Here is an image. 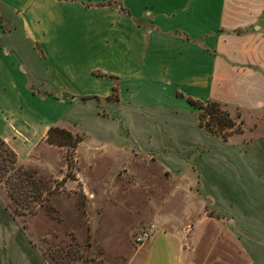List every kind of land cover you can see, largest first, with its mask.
Segmentation results:
<instances>
[{"label":"crops","instance_id":"crops-1","mask_svg":"<svg viewBox=\"0 0 264 264\" xmlns=\"http://www.w3.org/2000/svg\"><path fill=\"white\" fill-rule=\"evenodd\" d=\"M50 41L59 54L74 58L73 70L88 68L74 74V89L64 84L72 91L61 95L74 98L61 102L76 108L67 122L84 125L85 113L98 119L95 103L77 97L110 100L116 85L112 101L121 110L111 103L109 129H83L185 177L249 262L264 264V132L242 136L249 127L264 128V0H0V136L22 163L52 126L48 111L34 106L32 91L50 80L35 73L47 64ZM100 50L116 54L123 65L104 63ZM81 55L97 60L84 65ZM79 76L91 86L78 87ZM187 97L234 106L249 120L242 113V131L223 140L205 131ZM5 202L0 194V264H48ZM156 245L163 249L156 264H194L172 232L148 243L143 264H153Z\"/></svg>","mask_w":264,"mask_h":264},{"label":"rangeland","instance_id":"rangeland-1","mask_svg":"<svg viewBox=\"0 0 264 264\" xmlns=\"http://www.w3.org/2000/svg\"><path fill=\"white\" fill-rule=\"evenodd\" d=\"M47 52V64L44 69L36 67L35 73L49 76L50 80L43 88L33 87L34 106L48 111V124L79 133L83 140L74 150L45 140L29 154L30 159L24 164L33 172V179L39 181L43 192L30 209L12 203L2 183L0 194L19 212L18 222L48 264H93L90 260L101 264H143L148 243L163 232L179 237V249L190 255L194 264H251L224 220L211 211L194 184H188L185 177L172 176L135 148H115L90 136L87 131L91 132L92 128L109 129L111 122H105V118L115 116L113 99L100 100L96 107L98 119L85 113L81 115L84 125L67 122L74 117L76 108L61 102L65 100L61 92L72 91L64 84L74 89V74L82 75L88 68L81 70L75 66L73 70L69 64L74 58L59 54L51 41ZM114 55L100 50L97 58L114 68L122 66L123 62ZM78 57L84 65L97 60L93 55ZM76 79L78 87L81 82V88L91 86L85 77ZM118 104H113L119 107L117 113L121 110ZM227 106L235 118L236 131H242L241 118L235 117L240 109ZM243 114L249 120V114ZM262 115L260 120L264 125V112ZM249 128L243 133L244 138L264 132V128L262 131ZM10 129L13 137L21 138L20 132ZM66 155L72 159L70 166ZM148 231L149 237L138 241ZM162 251L156 245L150 254L153 264L161 259Z\"/></svg>","mask_w":264,"mask_h":264},{"label":"trees","instance_id":"trees-1","mask_svg":"<svg viewBox=\"0 0 264 264\" xmlns=\"http://www.w3.org/2000/svg\"><path fill=\"white\" fill-rule=\"evenodd\" d=\"M98 75H104L98 73ZM65 100H72L74 97L68 94L62 95ZM83 102L93 101L99 107L100 98L95 95H85L77 97ZM108 99L117 100V86H113L112 94ZM188 102L196 107L199 115L200 124L203 127L210 128L213 133L223 140H226L232 131L236 130L235 118L228 110L225 103L207 100L202 102L190 97H187ZM241 111L236 112L235 117L241 118ZM125 135L126 131L122 130ZM83 140V135L72 133L71 131L52 125L49 127L46 136V142L59 147H68L74 150L77 144ZM67 165L70 166L72 159L70 155L65 157ZM33 172L27 166L20 162L17 154L9 147L6 141L0 136V183L4 184L5 190L9 199L15 205L24 209H30L31 203L38 201L42 197V189L39 181H35ZM6 208L11 215L17 219L19 212L13 210L11 206L5 202ZM44 256V255H43ZM93 264H101L90 260Z\"/></svg>","mask_w":264,"mask_h":264},{"label":"built area","instance_id":"built-area-1","mask_svg":"<svg viewBox=\"0 0 264 264\" xmlns=\"http://www.w3.org/2000/svg\"><path fill=\"white\" fill-rule=\"evenodd\" d=\"M149 237V231L143 233L140 237H138V241H143Z\"/></svg>","mask_w":264,"mask_h":264},{"label":"water","instance_id":"water-1","mask_svg":"<svg viewBox=\"0 0 264 264\" xmlns=\"http://www.w3.org/2000/svg\"><path fill=\"white\" fill-rule=\"evenodd\" d=\"M205 131H207L208 133H212V130L208 127H205Z\"/></svg>","mask_w":264,"mask_h":264}]
</instances>
